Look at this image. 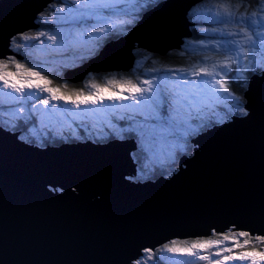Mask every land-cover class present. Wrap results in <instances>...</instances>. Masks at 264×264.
<instances>
[{"label":"water","instance_id":"water-1","mask_svg":"<svg viewBox=\"0 0 264 264\" xmlns=\"http://www.w3.org/2000/svg\"><path fill=\"white\" fill-rule=\"evenodd\" d=\"M205 0H165L127 36L64 78L129 72L135 45L159 57L192 38ZM54 0L0 1V60ZM248 114L192 140L170 178L134 182V138L33 148L0 130V264H132L173 240L247 231L264 236V72L243 93ZM47 187H51V192ZM59 189L60 191H56Z\"/></svg>","mask_w":264,"mask_h":264},{"label":"rangeland","instance_id":"rangeland-1","mask_svg":"<svg viewBox=\"0 0 264 264\" xmlns=\"http://www.w3.org/2000/svg\"><path fill=\"white\" fill-rule=\"evenodd\" d=\"M155 1L152 0V3L145 4L144 0H90V3L94 5H103V7L90 9L84 6L83 0L80 5H77L75 0H60L36 16L33 23L36 28L25 32L34 37L33 39L25 42L17 38L16 43L13 44L12 39L11 46L13 45L23 57L18 56L21 58L19 59L7 56L6 59L0 61L8 62L10 71H15L14 65L11 64L12 60L33 71H39L42 76L52 81L48 87L71 85L63 79V75L73 70L71 68L79 66L84 59L91 61L104 50L105 46L102 45L106 38L125 35L141 11L149 5H153ZM221 2L224 0H205L189 12L188 15L193 21L191 26L196 29L198 38L185 40L181 49L177 51L178 56L184 59L182 67L163 68L161 63L153 59L152 54L146 53L147 56L137 54L138 59L129 72L89 73L83 78L80 85L72 83L73 86L83 88L82 91L87 95L94 91L90 87L93 82L104 85L113 78L117 81L130 79L146 88L147 85H142L140 82L151 80L154 90L156 87L164 90L161 99L165 102L161 105L157 115H153L148 107L137 105L132 100L118 99L115 96L109 99V92L104 93L102 102L93 104L89 101L87 104L81 103L77 108L69 100L50 99V93L42 92L35 87L31 89L25 87L21 98L12 89H5L0 81V128L10 135H16L18 142L29 146H32L33 143L39 146L48 142L56 144L55 141L66 143L71 141L68 139L69 137L77 142L89 139L107 142L105 140L112 141L111 138L122 140L125 138L124 135H132L136 137L140 145L141 165L146 171L138 170L135 178L153 175L154 171H165L166 173L168 168L169 171H172L171 167L174 164L178 167L180 156L186 155L189 146L187 144L189 141L192 143V136L202 132L201 128L210 129L215 125L229 123L232 121L231 117L237 115L238 112L246 113L241 105V98H238L239 107H237V100L228 96L223 89H219L218 85L213 88L211 83H203L212 80V77L203 74L192 76L190 73L178 71V69L189 68L197 63L210 67L215 60L223 58L225 54L224 41L237 39V37L221 36L222 32L237 31V26L234 24H229L226 27L224 24L218 23L220 17L216 12L217 5ZM230 2L234 4L237 0H230ZM61 7L66 10L61 12ZM244 7H247L251 12L259 7L258 0L245 2ZM244 7H241L240 11H244ZM76 9H79V12ZM93 10L102 13V16L88 15ZM80 13L84 15H80ZM101 19L111 23L113 27L104 34L93 32L92 36H89L88 33L92 31V26L98 24ZM41 32L45 35L36 39L35 37ZM49 35H57L55 44L48 40ZM117 40L118 38L115 39V41ZM10 50L14 53L11 47ZM258 70L264 72V64L260 63L258 54L256 62L251 64V67L248 66V62H242L239 70L235 64L232 65L231 72H228L227 69H217L218 72H228V75L223 79L227 81L229 90L236 98L237 87H246L247 75L251 73V78L256 75L255 72ZM184 79H187L189 84L185 85ZM216 79H220V77L217 76ZM193 81L197 83H192ZM38 82L41 87L44 86L43 81ZM55 82H60V85ZM114 91L122 92L124 96L131 94L119 87L114 88ZM178 93L181 95H177ZM183 94L189 95L190 102L182 99ZM136 95L139 98V94ZM144 95L147 96L148 93ZM43 99H49V104L44 105ZM80 99L82 100L83 97ZM176 100H181V103H175ZM191 110L195 111L196 116L190 117ZM37 114L39 118L33 119V116ZM166 117H171L172 122L178 127L168 130L167 124H165L163 126L165 130L161 131V120ZM125 120H127V125L126 122L120 124V121ZM133 121H140V126H134ZM56 191L60 190L56 189ZM231 229L226 233L232 232ZM222 235L213 234L210 238L202 239H216ZM255 237H252L250 245L245 246L246 249L250 250L255 246L257 251L264 250V244L257 243ZM243 239L245 238H241V243ZM183 241L193 240H182L181 242ZM232 246V241H228L221 247ZM160 248L152 252L151 259L148 258V253L143 251L144 256L138 258L136 262L133 261L132 264H138V262L139 264H174V262L182 264L185 261L191 262V264H207L206 260H200L186 253L172 254L163 250V246ZM216 250V248L208 251L200 249L198 255H208L209 259L213 261L222 259V256L218 257L212 254ZM240 251L242 249L234 248L233 255ZM223 255H228V253H223ZM225 264H250V261L233 259L226 261Z\"/></svg>","mask_w":264,"mask_h":264},{"label":"snow or ice","instance_id":"snow-or-ice-1","mask_svg":"<svg viewBox=\"0 0 264 264\" xmlns=\"http://www.w3.org/2000/svg\"><path fill=\"white\" fill-rule=\"evenodd\" d=\"M75 3L80 5L81 0H75ZM144 3H152V0H144ZM258 3L259 7L252 10L251 12L248 11L247 7H244L245 0H237V2L234 4L230 2V0H224V2L219 3L217 5L216 12L217 16L220 17L218 23H222L226 27L229 24H234L237 26V31L226 33L222 32L221 36L226 35L237 37V39L224 41L223 47L225 54L223 58L215 60L210 67L207 65L201 66L199 63H197L189 68L178 69V71L190 73L192 76H199L203 74L204 76L212 77V80L205 81L203 83H211L213 88L218 85L219 89H223V91L227 93L228 96H231L233 99L237 100V107H239L238 98H236L229 90L228 83L223 78L224 76L228 75V72L232 71L233 64L237 66L238 70L242 62H248V66L251 67V64L256 62L257 54L260 57V63L264 64V0H258ZM83 4L85 7L90 9L103 7V5H94L90 3V0H83ZM241 7H244V11H240ZM65 10L66 9L64 7L60 8L61 12ZM76 11L79 12V9H76ZM80 15L84 14L80 13ZM88 15H96L100 17L102 16V13L93 10L89 12ZM112 27L113 25L111 23L101 19L98 24L92 26V31H90L88 35L92 36L93 32L104 34ZM43 35H45V33L41 32L35 38L39 39V36ZM17 38L20 41L27 42L34 37L27 33H19L16 37H13L12 42L16 43ZM48 40L55 44L57 41V35H49ZM11 64L14 65L15 71L9 70L8 62L0 61V81H2L3 87L5 89H12V91L19 94L21 98L23 97L25 87L29 89L35 87L42 92L50 93V99L71 100L75 107L79 108L81 103L87 104L89 101H91L93 104H95L97 102H102L104 93L109 92V99L115 96L118 99L132 100L137 105H144L145 107H148L152 111L153 115L158 114V110L165 102L161 99V94L164 90L159 87H156L154 90L151 80H144L140 82L142 85H147L146 88L134 83L130 79L117 81L113 78L108 80L104 85L93 82L91 83L90 87L94 89V91H91L85 95L83 91L69 90L67 85L48 87V85L52 84V81L47 79V77L42 76L39 71H33L31 68L25 67V65L18 63L15 60H12ZM218 68L227 69L228 72H218ZM237 74H239V72H237ZM217 76H219L220 79H216ZM38 81H43L44 86L41 87ZM183 83L187 85L189 84V81L184 79ZM192 83L197 82L193 81ZM61 87L63 88V91H61ZM116 87L126 90L131 94L124 96L122 92L117 93L114 91V88ZM110 89H112V91H109ZM58 93L60 95H57ZM145 93H148V95L145 96ZM136 94H139V98H137ZM177 95L181 94L178 93ZM81 97H83L82 100L80 99ZM182 99L189 100V95L183 94ZM174 102L181 103V100H176ZM42 103L44 105H48L49 99H43ZM165 124H167L168 130L178 127V125H175L172 122L171 117H166L161 120V131L165 130L163 127ZM241 238H245L243 239L242 243ZM228 241H232V247H221L225 242ZM255 241L257 243L264 244V236H256ZM251 243L252 237L250 236L249 232L239 231L237 233H225L216 239H198L190 242L173 240L171 243L163 245V250L172 254L186 253L189 256L196 257L200 260H206L207 264H225L226 261H231L233 259H239L241 261L247 260L250 261V264H264V250L257 251L255 246L251 247L250 250L246 249L245 246L250 245ZM212 248L217 249L212 254L218 257L222 256V259L213 261L209 259L208 255H198V250L204 249L208 251ZM234 248L242 249V251L233 255ZM145 251L148 253V258L151 259L153 255L151 249H146ZM223 253H228V255H223ZM189 264H191V262H189Z\"/></svg>","mask_w":264,"mask_h":264},{"label":"trees","instance_id":"trees-1","mask_svg":"<svg viewBox=\"0 0 264 264\" xmlns=\"http://www.w3.org/2000/svg\"><path fill=\"white\" fill-rule=\"evenodd\" d=\"M163 0H156L155 1V4H157V3H159V2H162ZM255 0H253V2H254ZM56 2H60V0H56ZM55 2V3H56ZM245 2H247V3H249V0H246ZM255 4V3H254ZM153 6V5H152ZM152 6H149L147 9H150ZM252 7H254V6H252ZM49 8H50V6H49ZM141 17V15L139 16V18ZM139 18H136L135 19V21L132 23L133 25L131 26V27H129V29H128V31H130L131 29L130 28H132L133 26H135L136 25V21H138V19ZM191 16H189L188 15V19H189V22L192 24L193 23V21H191ZM191 31H192V38H190V39H196V38H198V35H197V33H196V29H193L192 28V26H191ZM128 33V32H127ZM117 38H119L118 36H114L113 38H110V39H113V40H115V39H117ZM12 44H13V42H12ZM11 48H12V50L14 51V53L17 55V56H22L21 54H20V52L17 50V49H15L14 48V46L12 45L11 46ZM181 49V48H180ZM179 49V50H180ZM177 51L178 50H172V51H169L165 56H163V57H159V56H157V55H154V54H152V53H149V52H146V51H144L143 49H140V48H136L135 50H134V53H135V56L137 57V54L138 55H145V56H147V54L146 53H148V54H152L153 56V59H155V60H157L159 63H161L162 65H163V68H173V69H177V68H180V67H182V65L184 64V59L182 58V57H180V56H178V53H177ZM137 52V53H136ZM23 57V56H22ZM137 59H138V57H137ZM256 74H258V75H260L262 72H261V70H258V71H256L255 72ZM249 74H251V73H249ZM249 74L247 75V77H248V79L250 78V76H249ZM57 85H60V82H55ZM75 85H80V84H75ZM67 87L69 88V90H72V91H82V89L79 87V86H73V85H67ZM61 90L63 91V88L61 87ZM246 90V87H237V90L235 91V92H237V98H241V99H243V93H244V91ZM65 100V99H64ZM69 101H71V100H69ZM244 113L243 112H241V113H237V115H243ZM123 137H125V138H135L136 139V137H134V136H127V135H124ZM193 137V136H192ZM22 140V139H21ZM137 141V140H136ZM138 142V141H137ZM187 145H189L188 147H187V152H186V155H181L180 157H182V156H187V157H190L191 155H192V146H191V144H190V141H189V143L187 144ZM140 157H141V151H140V145H138V149L132 154V160L134 161V163L136 164V166H137V170H141L142 172L144 171L143 170V166L141 165V159H140ZM172 171H169V168L167 169L168 171L166 172V173H161V174H157V175H155V176H153V177H150V176H147V177H144V178H142V177H138V180H141V178H142V180H150V179H158V178H160V176L161 177H170L176 170H177V165L176 164H174L172 167ZM171 168H170V170H171ZM136 179V178H135ZM134 179V180H135ZM135 181H137V180H135ZM154 181V180H153ZM140 264H143V263H140Z\"/></svg>","mask_w":264,"mask_h":264},{"label":"bare ground","instance_id":"bare-ground-1","mask_svg":"<svg viewBox=\"0 0 264 264\" xmlns=\"http://www.w3.org/2000/svg\"><path fill=\"white\" fill-rule=\"evenodd\" d=\"M54 4V2H52V3H49L48 4V6H47V9L49 8V6H51V5H53ZM9 57H14L13 55H11V56H9ZM175 93V92H174ZM19 99V98H18ZM20 100V99H19ZM3 101V100H2ZM5 103V102H4ZM20 103V102H19ZM22 103V102H21ZM28 103V102H27ZM23 104V103H22ZM24 105V104H23ZM27 105V104H26ZM29 105V104H28ZM23 107V106H22ZM130 107V106H129ZM27 108V107H26ZM28 109V108H27ZM127 112H128V110H127ZM39 115L37 114V115H34L33 116V119H35V118H39L38 117ZM39 121V120H38ZM20 129V128H19ZM18 129V130H19ZM22 130V129H21ZM60 130V129H59ZM20 131V130H19ZM65 131V130H64ZM26 132V131H25ZM13 133V132H12ZM68 139H70L71 141H72V143H74V144H76V140L75 139H73V138H71V137H69ZM53 140V139H52ZM55 140V139H54ZM84 140V139H83ZM90 140V139H89ZM93 140V139H92ZM32 141H33V139H32ZM85 141V140H84ZM106 141V140H105ZM53 142V141H52ZM60 142V141H59ZM64 142V141H63ZM68 142V141H67ZM100 142V141H99ZM44 143H47V142H44ZM49 143V142H48ZM31 144V143H30ZM54 144V143H53ZM44 145V144H43ZM33 146V145H32ZM161 177V176H160ZM135 178V177H134ZM134 180V179H133ZM155 180V179H154ZM48 188V190L49 191H51V187H47ZM51 192H55V190H53V191H51ZM162 248V247H161ZM160 248V249H161ZM159 249V248H158ZM159 251V250H158ZM146 254V253H145ZM136 262V261H135ZM189 262L187 261H185L184 263H182V264H188ZM198 263V262H197ZM193 264V263H192ZM196 264V263H195Z\"/></svg>","mask_w":264,"mask_h":264}]
</instances>
